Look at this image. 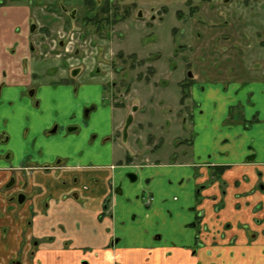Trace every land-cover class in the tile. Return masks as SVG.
I'll use <instances>...</instances> for the list:
<instances>
[{
	"label": "crops",
	"instance_id": "obj_1",
	"mask_svg": "<svg viewBox=\"0 0 264 264\" xmlns=\"http://www.w3.org/2000/svg\"><path fill=\"white\" fill-rule=\"evenodd\" d=\"M10 11L0 8V264H264V80L192 85L189 99L206 115L191 122L188 150L179 140L172 161L137 162L104 149L122 127L107 128L119 107L105 121L95 105L77 125L59 116L55 78L34 87L48 74L27 34L17 46ZM84 86L99 98L100 85ZM20 187L23 204L12 198Z\"/></svg>",
	"mask_w": 264,
	"mask_h": 264
},
{
	"label": "rangeland",
	"instance_id": "obj_2",
	"mask_svg": "<svg viewBox=\"0 0 264 264\" xmlns=\"http://www.w3.org/2000/svg\"><path fill=\"white\" fill-rule=\"evenodd\" d=\"M1 1L0 8L11 10L16 21L11 34L19 37L17 46L27 43L29 50L28 34L37 69L48 74L39 73L34 87L55 78L51 96L59 116L71 115L77 125L92 117L86 114L87 99L98 106L95 118L105 121L108 108L119 107L107 128L129 113L133 125L124 139L131 147L123 140L103 145L106 151L122 147L137 162L149 155L172 161L179 140H186L182 151L190 147L191 122L203 121L206 113L202 101L198 106L189 99V83L264 80V0H94V8L85 0ZM97 84L99 98L77 91ZM32 90L24 92L27 99ZM239 112L231 109L232 115ZM20 193L26 194L20 187L14 195Z\"/></svg>",
	"mask_w": 264,
	"mask_h": 264
},
{
	"label": "flooded vegetation",
	"instance_id": "obj_3",
	"mask_svg": "<svg viewBox=\"0 0 264 264\" xmlns=\"http://www.w3.org/2000/svg\"><path fill=\"white\" fill-rule=\"evenodd\" d=\"M223 1H225V0H223ZM96 2V1H95ZM5 2H2L1 0H0V5H3ZM125 12V11H124ZM138 14V13H137ZM152 17H154V16H150V19H152ZM197 19H200V17L199 16H197L196 17ZM32 19V18H31ZM30 19V20H31ZM30 20H29V22H28V24H29V27H30V31L32 32V26L30 25ZM160 20H161V18H160ZM153 21V20H152ZM27 36H28V41H29V50H30V52H32V49H31V47H30V40H29V35L27 34ZM33 53V52H32ZM31 53V54H32ZM180 84H182V83H180ZM190 84H189V89H190ZM32 92V94L34 93V90H32L31 91ZM189 95H190V91H189ZM190 97V96H189ZM97 107L95 106V105H92V106H90V107H88V110H87V115L89 116L95 109H96ZM129 115V113L125 116V118H124V121H123V123H122V127H121V129L119 130V131H116V132H114L113 134H111V136L109 137L110 139H113V141H117V140H123V138H126V130H127V128H129L130 126H132L133 125V122H131L130 124L128 123L129 122V119H130V117L128 116ZM99 125V127H100V124H98ZM57 127V124L55 123V124H53L51 127H49L48 129H45V130H43V133L44 134H51L52 132H55L56 131V128ZM76 129H78V128H75V127H72V128H69L68 127V130H67V132H73V131H75ZM13 182L11 181V180H9V182H7L4 186H3V188L4 189H6V190H10V189H12L13 187H14V184H12ZM199 190H200V187L199 188H197V191L199 192ZM197 192V193H198ZM19 195H23L24 196V200H23V202L22 203H19L18 202V197H19ZM16 197V198H15ZM12 198H14V199H16V202L18 203V204H23L24 203V201H25V195L24 194H17V195H13L12 196Z\"/></svg>",
	"mask_w": 264,
	"mask_h": 264
},
{
	"label": "trees",
	"instance_id": "obj_4",
	"mask_svg": "<svg viewBox=\"0 0 264 264\" xmlns=\"http://www.w3.org/2000/svg\"><path fill=\"white\" fill-rule=\"evenodd\" d=\"M85 3L91 5V8H94V6L96 5V2H95L94 0H85ZM149 72L152 73V70H150ZM189 84H190V83H189ZM189 84H188V85H189ZM183 85H184V84H180L181 87H184ZM188 88H189V87H188ZM188 96H189V92H188ZM188 96H187V97H188ZM184 99H185V98H182V97H181L180 102L182 103V101H183ZM219 170H220V169H219ZM219 170H218V171H219Z\"/></svg>",
	"mask_w": 264,
	"mask_h": 264
},
{
	"label": "water",
	"instance_id": "obj_5",
	"mask_svg": "<svg viewBox=\"0 0 264 264\" xmlns=\"http://www.w3.org/2000/svg\"><path fill=\"white\" fill-rule=\"evenodd\" d=\"M128 177H129L130 180H133V181L136 179V176L134 174H129ZM18 198H19L18 202L22 203L23 200H24V196L23 195H19Z\"/></svg>",
	"mask_w": 264,
	"mask_h": 264
}]
</instances>
